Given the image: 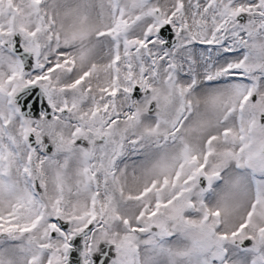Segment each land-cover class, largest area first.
Wrapping results in <instances>:
<instances>
[{
    "label": "snow or ice",
    "instance_id": "obj_1",
    "mask_svg": "<svg viewBox=\"0 0 264 264\" xmlns=\"http://www.w3.org/2000/svg\"><path fill=\"white\" fill-rule=\"evenodd\" d=\"M0 264H264V0H0Z\"/></svg>",
    "mask_w": 264,
    "mask_h": 264
}]
</instances>
